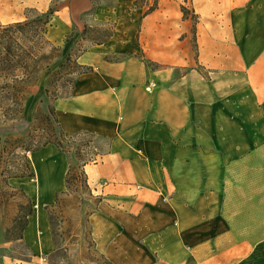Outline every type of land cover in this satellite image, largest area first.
Instances as JSON below:
<instances>
[{"label":"crops","instance_id":"0c3cea01","mask_svg":"<svg viewBox=\"0 0 264 264\" xmlns=\"http://www.w3.org/2000/svg\"><path fill=\"white\" fill-rule=\"evenodd\" d=\"M13 1L19 11L8 23L26 7L54 9L47 36L65 55L92 21L114 25L79 57L94 70L55 103L67 135L111 138L85 166L97 198L91 234L110 262L222 264L228 239L237 250L245 240L260 245L264 0ZM33 154L35 184L43 175L54 197L67 190V155L53 143ZM46 227L51 234L49 215L37 231Z\"/></svg>","mask_w":264,"mask_h":264},{"label":"trees","instance_id":"16d2710c","mask_svg":"<svg viewBox=\"0 0 264 264\" xmlns=\"http://www.w3.org/2000/svg\"><path fill=\"white\" fill-rule=\"evenodd\" d=\"M141 2H145V0H136L137 5ZM156 5L157 2L149 10L154 9ZM183 10L185 15H189V9L186 6H183ZM32 11L33 14L27 13L26 19L21 21L5 24L0 20V228L2 208L13 199L17 201L16 212L2 232L0 264L5 262L3 250H6V247H2L5 243L12 242L17 245L14 254H11L13 257L29 260V257L35 255L25 239V230L29 226L30 216L34 212V200L25 188L11 183L12 179L35 176L28 153L39 151L49 143L55 144L61 152L67 155L69 162L66 176L67 190L58 192L57 199L60 193L71 191L73 179L80 181L93 196L85 166L97 160L99 155L108 152L111 145V138L88 130H79L72 135H67L61 126L55 106L57 99L73 94L81 74L94 70L93 66L79 62L81 54L88 51L90 46L74 50L88 29L85 28L81 32L71 50L65 55L64 47L55 44L47 36L54 9L51 8L47 12L37 9H32ZM110 25L112 26L110 36L97 43L106 42L111 38L114 25ZM72 36L73 34L68 37L67 41H70ZM106 58L110 59V56L107 55ZM149 64L148 62L147 65ZM43 69H48L49 74L44 82L45 96L41 103L47 111L45 116L47 123L52 124L53 120L56 127H50L49 131L32 141L12 142L8 138L3 139L2 134L7 129L2 125L8 119H16L18 112L10 113L11 110L21 112L25 89L27 86L37 84ZM87 136L105 140L107 148L100 149L95 146L92 150L85 149L88 141L83 140ZM4 141L10 144L5 145ZM72 144L76 146L74 154L71 148ZM52 207L48 205L46 208L49 211V220L55 238ZM54 241L56 243V239Z\"/></svg>","mask_w":264,"mask_h":264},{"label":"rangeland","instance_id":"374dc122","mask_svg":"<svg viewBox=\"0 0 264 264\" xmlns=\"http://www.w3.org/2000/svg\"><path fill=\"white\" fill-rule=\"evenodd\" d=\"M32 9L31 7H26L21 10L24 13V19H26L27 13L33 14ZM17 11H19L17 9V2L13 0H0V20L3 23H8L13 15L11 13ZM90 19L93 20L92 18ZM92 23L93 27L83 34L80 44L74 50L90 46L91 42H99L110 36L112 26L109 23L104 24L96 21H92ZM71 47L66 48L67 52L70 51ZM123 56L114 55L111 58L118 59ZM48 72V69H43L37 84L27 86L23 95L21 112L14 111V109L11 110L10 113L15 112L16 114L18 112L16 119H8L2 125L7 129L2 134L3 139L8 138L12 142L21 140L32 141L33 139H37L39 135L49 131L50 127H56V123L53 120L52 124L47 123L45 118L47 111L41 103V100L45 96L44 82L49 74ZM83 141H88L85 149L89 150L94 149L95 146H98L100 149H106L108 146L105 140L90 136L85 137ZM3 144L9 145L10 143L4 141ZM71 148L74 154L76 146L72 144ZM29 157L32 166V158L35 157L33 152L28 153ZM11 183L15 186L25 188L27 191V185L33 187L35 185V179L34 177H19L14 180L12 179ZM16 204L17 201L13 199L1 210L2 224L0 228V242L2 241L4 227L9 225L16 212ZM48 205L53 206L51 211L53 212L56 233L54 238L51 228V248L49 250L35 252L30 242H28L35 255L29 257V260H26L11 256V254H14L17 245L12 242L5 243L3 246L1 245L2 247H6V250H3L5 264H24L33 260L36 264H112L97 249L91 234L90 214L96 208L97 198L90 195L88 189L80 181L73 179L71 191L60 193L58 199L56 193L53 202L44 205L45 208ZM47 212L49 215L48 209ZM37 234L41 236L42 232L38 230ZM55 239L56 243L54 241ZM244 242V246H240L242 249L237 250L234 244L236 243V239H228V257L227 261L222 262V264H264V239H260V245L254 246H252L250 241L246 242L245 240Z\"/></svg>","mask_w":264,"mask_h":264},{"label":"bare ground","instance_id":"6f19581e","mask_svg":"<svg viewBox=\"0 0 264 264\" xmlns=\"http://www.w3.org/2000/svg\"><path fill=\"white\" fill-rule=\"evenodd\" d=\"M32 159L33 162H35L36 158L33 157ZM55 187L56 184H50L47 180H44L43 175L41 176L40 181L33 187L27 185V192L34 200V212L30 216V223L25 230V237H27L29 241L37 243L45 250L50 249L52 246L51 235L46 227L44 233L39 236L37 234V226H45L48 223V213L44 204L54 199Z\"/></svg>","mask_w":264,"mask_h":264}]
</instances>
